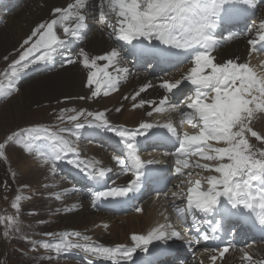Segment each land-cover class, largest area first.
<instances>
[{"label":"snow or ice","instance_id":"6c2138e0","mask_svg":"<svg viewBox=\"0 0 264 264\" xmlns=\"http://www.w3.org/2000/svg\"><path fill=\"white\" fill-rule=\"evenodd\" d=\"M250 3V0H101L102 8L100 19L107 23L111 29V36L115 41L130 45L138 49L142 56L169 55L176 56L187 53L190 57L192 67L190 71L175 81L163 80L159 87L164 90L165 95L159 100V112L163 106L169 103V96L175 92H182L185 82L191 85L185 107L189 112L182 111L187 118V123L194 131L189 134L184 132L180 135L171 123L160 125L167 132L175 135L178 147L176 156L175 172L184 176L183 169L195 168L204 172L215 173L189 180L186 191L174 192L173 197H185L186 210L192 216L193 225L196 224L199 214L200 218L212 216L214 226L210 225L212 234H216L223 226L225 217H238L240 219L258 223L264 228V150H254L249 143L248 134L257 140H264V136L253 131L252 121L257 113H264V74L257 72L248 63H241L237 59H229L223 63L216 62L213 52L218 44L214 32L218 21L228 18L237 3ZM87 0H74L67 8H54L53 16L47 23H40L33 29L31 35L23 41V49L19 58L12 61L7 69L0 73V97H9L19 91L18 80L21 73L30 65L47 63L52 61L58 50L64 44V39L58 36L56 28H62L64 37H76L79 30L84 27L86 17L84 10ZM56 14H59L56 16ZM109 15L115 16V24L108 22ZM249 33L255 31V37L248 40L250 53L259 51L257 45L264 47V21L259 28L251 26ZM33 37L35 42L27 48ZM227 39H232L229 35ZM158 45L164 46L159 48ZM178 50L173 52L172 50ZM83 59L80 61L85 68L89 69L87 75V86L94 83L100 85L99 75H103L104 95L110 90H117L122 79L128 75L127 67H117L120 64V51L113 48L104 56L89 58L83 49L80 50ZM7 59V57H5ZM98 60H105L108 64L104 67L97 65ZM71 54H67L66 63H73ZM112 67L116 75L106 71ZM99 68V72L92 71ZM94 78L95 79L94 81ZM150 84H146L135 93L133 99L144 92ZM99 87L92 91V97L99 95ZM184 103V101H181ZM145 104L153 105V101L141 100L139 106ZM137 105H133L136 107ZM175 109V105L172 106ZM67 109H61L65 112ZM120 111L119 108L116 109ZM83 110L77 115L68 117L70 122L78 120L83 115ZM151 115L152 113H148ZM92 117L89 126L103 128L118 138L123 146V157L114 155L112 159L120 166L125 174H131L132 179L126 186H114L92 193L95 201L122 200L130 194L140 190L142 181L146 180L144 169L147 165L159 163L158 161L143 160L138 154L137 141L139 137L145 136L154 125L142 122L135 129L112 125L104 112H87ZM63 119V117H60ZM85 125L74 123V129L79 130ZM69 131L71 135L78 133L69 129H60L52 132L41 126H33L27 129L14 131L0 142V157L5 155L6 146L15 143L22 146L24 151L31 153L35 141L46 139L52 141L53 147L46 155L37 150L44 163L59 161L66 158L67 154H76L71 141L65 139L60 132ZM222 145V146H215ZM189 156L199 157V160L190 162ZM69 164L80 167L83 161L68 159ZM98 162H90L81 168L85 175L94 181L102 180L110 169L96 166ZM192 176V172L187 173ZM199 176V173H197ZM183 183V182H182ZM206 185V186H205ZM178 188L182 185H178ZM22 199L17 195L11 204L13 209L19 211V201ZM137 212L142 209L137 208ZM178 218L185 219L184 210H177ZM213 214L219 215L220 220H215ZM252 214H255L253 217ZM16 223L12 216H0V224L5 226L4 236L9 235V229ZM199 232V229H197ZM51 236L52 234H47ZM69 236L76 241L83 240L86 243L70 240ZM131 247L116 245L115 247L103 246L90 242V237L79 232L61 234L58 240L42 242L41 246L55 253H61L68 249H79L83 253L111 262V264H122L130 261L133 254L138 250H148L153 242L168 241L170 239H182L181 233L171 228L170 224H161L152 228L146 235L132 234ZM202 239H210L205 232ZM191 243V241H188ZM230 246L219 250L221 258L229 252ZM211 259L215 260L216 257ZM251 257L245 252L244 260L251 262ZM89 264H94L92 260ZM264 264V261L260 262Z\"/></svg>","mask_w":264,"mask_h":264},{"label":"rangeland","instance_id":"374dc122","mask_svg":"<svg viewBox=\"0 0 264 264\" xmlns=\"http://www.w3.org/2000/svg\"><path fill=\"white\" fill-rule=\"evenodd\" d=\"M13 1L16 3L14 4V8L6 9L10 8L12 5L10 2ZM37 2L38 0H0V7H2V9H0V73H3L13 60L18 59L21 52L16 53L15 51H17V49L4 52L5 48L10 49L9 45L12 42L10 34L11 29L14 28L17 22L22 18L23 13L28 11ZM249 7L256 9L251 11ZM263 9L264 1L260 3L257 0H250V3H237L232 9L230 17L218 21L217 28L214 32L215 37H218L221 24L226 25L227 23H233L236 27L240 26L237 36H232V39L229 40L227 39L229 35L225 34L223 37L216 39L218 44L215 51H219L224 48V46H228V44L235 42L240 37H244L252 25L258 26L257 18L260 14L259 12L263 11ZM8 10L11 11L7 12ZM91 10L94 12V8L88 3L84 10V14L86 11L89 13ZM253 12L255 13L253 14ZM89 16L91 17V15ZM247 17L252 18V20L248 19L245 22ZM101 21V32L98 31L96 24L93 23V29L90 31L85 42L79 45L80 48H75L76 44L73 38H65L61 30L62 28H60L57 34L64 39L65 42L58 50L54 59L47 63L30 65L28 69L21 73L18 86L28 87L51 77L62 79L72 76L73 66L81 57L80 50L83 49L85 52V50L94 45L96 41L109 43L113 48L112 43L109 41L110 34L105 29L106 22L104 20ZM228 28H230V26ZM224 31L225 30H223V32ZM259 45L257 46L259 51H252L251 53L250 49L245 51L243 63H248L257 74H264V48ZM67 54H71L74 60L73 63H66ZM5 57H7V59H5ZM46 65L56 66L57 68L53 69L51 73L47 70H41L42 73L46 74L30 75L34 72L39 73L40 69ZM188 66L189 64L186 63L185 67L179 68L171 75L169 80L178 79L177 75ZM84 85H87V82H85ZM11 98L12 96L0 97V142H3L6 136L14 131L27 129L33 126H41L52 132H59L60 129H71L78 133V138L76 135H71L69 131L60 132V135L71 141L72 147L76 150V154H67L66 158L59 161H50L47 164L38 156L37 150L43 152L45 155L50 152L53 147L52 141L50 140L41 139L35 141V146L31 153L25 152L22 146L15 143L6 146L5 155L0 157V216H12L15 218L16 223L8 230L9 235L7 237L4 236L6 230L5 226L0 224V264H89L90 260H92L94 264H99V262L105 260L91 257L79 249H68L61 253H55L45 250L41 244L42 242L58 240L61 234L79 232L82 235L90 237V242H95L103 246L115 247L116 245H123L131 247L132 241L130 237L132 234H140L137 227L143 226V221L153 215L149 229L153 228V222L161 225L160 214L157 215L155 211L156 208L154 207L158 205H155V200L146 197V194L136 195V193H133L129 195L130 198L126 202L117 200L115 203H112L114 210L126 212V203L131 201L133 204L135 201L131 196L135 195V199L139 201L138 205L142 211L138 213L129 212L121 215H115L112 212L105 215V213L99 212L98 209V211L93 210L88 201H86L88 198L86 197L85 200L82 196L77 194L75 182L69 177L70 170H75L79 172L77 174L79 177H84L81 168L87 166L90 162H98L96 163L97 167L110 169L106 177H116V168L113 166L115 161L112 159L114 154L106 153L102 148L92 145L94 143L92 140H87L90 135L89 133L92 134L99 128L95 127L94 124L93 126H89V122H92L93 118L87 116V112L92 111L86 109L85 102L78 100L73 107L65 106L62 108H58L52 103L24 107V102L21 97L15 100ZM11 107L19 108V114L10 112ZM171 107L172 105L167 106L168 109ZM61 109H67V111L61 112ZM82 110L84 114L80 115L77 121L70 122L68 120L69 116L77 115V113H80ZM161 111L162 113L158 115L160 116L159 120H157L159 117L156 119L148 118L140 121L135 126L123 124L121 118L116 124L108 121L114 126L127 127L129 129H135L142 122L152 123L154 126L160 127V125L166 124L163 123L165 115L163 110ZM60 117H63V119H60ZM170 119L176 121V118L174 119V117H172L169 119L166 118L165 122ZM77 122L85 126L76 130L74 129V123ZM251 127L253 131L264 136V113H257L256 118L251 123ZM109 134L112 135V133ZM145 138L146 136L138 138L137 148L141 159L143 158V160L147 161L152 158V150L147 148L146 145L140 144ZM248 139L254 150H264V140H257L255 137H252L250 133L248 134ZM153 153H157V151ZM160 156L161 153L158 152L157 157L154 158L158 159ZM68 159L79 160L84 163L78 168L75 164H69ZM190 172H192L193 175L187 176V183L189 180L194 181L197 178L215 174L204 172L200 169L195 170L193 168ZM197 173H199V176H197ZM130 179H132L131 174L124 173V176L119 179V182L115 178L114 180L108 179L105 183V179H103L100 185H98L96 181L95 191H97V185L99 190L106 189V184L108 187H114L119 184L120 186H126ZM90 185L91 180L85 175V178L80 183L81 187H79V189L87 188ZM188 187L189 184H187L186 189ZM86 190L87 189H85V191ZM88 193H90V191H88ZM17 195L22 197L19 201L18 212L11 207ZM95 202L97 205L98 202ZM160 202H162V200ZM104 204L110 209V202L104 201ZM82 210L88 211V221L82 224L78 230L68 229L66 227L67 220L71 218L72 215ZM213 215L215 217L218 216L216 214ZM252 215L253 217L255 216V214ZM253 228L264 233V228H261L258 223H255ZM49 233L52 235H47ZM125 235L127 236L126 243L121 239ZM69 239L79 243H86L83 240L76 241V239L71 236H69ZM171 241L178 242L179 239H171ZM161 242L162 241H159V243L153 242V244L148 246L147 251L138 249L133 254L132 260L123 261L122 264H133L134 262H141L150 257L156 258V255L161 252L159 247ZM152 246L157 249V253H152L154 252ZM168 247L171 248V245H168ZM246 253H248L252 259L251 262L247 261L245 264H260V262L264 261V243L251 246ZM183 260L184 259H182V262ZM230 260L242 259L235 257ZM182 262L180 264H182ZM167 264L172 263L170 260H167Z\"/></svg>","mask_w":264,"mask_h":264},{"label":"bare ground","instance_id":"6f19581e","mask_svg":"<svg viewBox=\"0 0 264 264\" xmlns=\"http://www.w3.org/2000/svg\"><path fill=\"white\" fill-rule=\"evenodd\" d=\"M89 1L90 0H87V4L89 3ZM70 3H74V0H38V2L33 7L23 13L22 18L17 22L15 27L11 29L10 34L12 37V42L9 45L10 49L5 48L4 52H9L15 49H17V51H15L16 53L22 51L23 49L21 48V45L23 44V41L31 35L33 29H35L36 26L40 23H47L51 19L56 18L52 13V10L54 8H67V5ZM259 13L260 14L257 18L258 24H260L261 21H264V9ZM58 15L59 14H56V16ZM112 18L113 19L109 20L108 22L112 21L113 24H115V16H112ZM254 26L257 29L259 28V25ZM105 29L107 30V32H109V34L111 33L110 29L107 27V23L105 25ZM56 31H60L59 26H57ZM254 37L255 31L251 33L247 31V34L244 37H240L235 42L231 41V44H228V46H224V48L220 49L219 51L214 50L213 55L216 58V62L222 63L229 59L238 58L239 62L243 63V55L245 51L249 50L251 47L248 44V40ZM36 39L37 37H33L28 45H24V48L29 47L31 43L35 42ZM112 49L113 48L109 43H101L100 41H96L94 45L85 50V53L89 58H95L106 55ZM82 59L83 57L81 56L80 59L74 64L72 76L62 79L58 77H51L28 87L18 86L19 91L14 92L11 95V99L15 100L18 97H21L24 102V107L34 106L37 104L52 103L58 108H62L65 106L73 107L76 102L80 100L82 102H85L87 110H90L94 113L104 112L106 118L114 124L118 123L121 118V122L128 126H135L140 121L148 118L156 119L157 117H159L157 118V120L160 119V116L158 115H160L162 111L157 112L155 110H152V107L149 104H145L143 107L139 106L141 100L153 101L156 97V94L152 93L154 91L148 94L140 93L139 96H136V98L133 99L135 93L138 92V87L142 84L140 80H138L137 82H130L125 87L118 86L117 90H111L107 95H104L105 90H103L104 86L102 74H100V85L97 86L95 83L91 87L84 85L85 82H87L89 69L85 68L82 65V63L80 62ZM96 63L100 67H104L108 64V62L105 60H98ZM121 66V64L117 65V67ZM190 68L191 66L189 65L188 67L183 69L177 75V78L181 79V77L186 74ZM91 70L99 72V68H93ZM106 70L113 76L116 75V71L114 68L107 67ZM95 79L96 78H94V80ZM178 79H172L169 81H175ZM143 83H145V80L143 81ZM95 86L99 87L101 91L99 95H97L96 97H92V91L94 90ZM133 105L137 106L133 107ZM117 108L120 109L119 112L116 111ZM10 112H13V114H19V108L11 107ZM150 112L152 113L151 115L148 114ZM172 117L173 115H167V117L165 115V117L163 118L164 122H161L166 124L171 123L174 127V121L172 119L165 122L166 118L169 119ZM157 155L158 152H152V157H157ZM200 162L206 163V161L202 160H200ZM88 219V211L82 210L79 213L72 215V217L67 220L66 227L71 230H78L82 224H85L88 221ZM151 219H153V215L143 221V226L137 227L140 234L145 235L151 230L149 229ZM157 226L158 224H156V222H153V228ZM121 239L126 243L127 236L125 235ZM214 256L216 257V259L213 260L211 264H245L247 262L244 259L230 260V258L228 257L223 261H219V251H217Z\"/></svg>","mask_w":264,"mask_h":264}]
</instances>
